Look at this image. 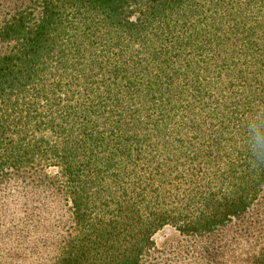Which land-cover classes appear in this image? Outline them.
<instances>
[{
	"label": "trees",
	"instance_id": "1",
	"mask_svg": "<svg viewBox=\"0 0 264 264\" xmlns=\"http://www.w3.org/2000/svg\"><path fill=\"white\" fill-rule=\"evenodd\" d=\"M249 122L264 149V0H0V177L56 166L70 201L45 264H143L166 226L243 220Z\"/></svg>",
	"mask_w": 264,
	"mask_h": 264
},
{
	"label": "rangeland",
	"instance_id": "2",
	"mask_svg": "<svg viewBox=\"0 0 264 264\" xmlns=\"http://www.w3.org/2000/svg\"><path fill=\"white\" fill-rule=\"evenodd\" d=\"M63 187L64 178L56 166L10 171L0 177V264H42L46 259L40 257L50 256L35 247H52L54 219H60L64 231L70 227V201ZM47 196L56 199L47 202L48 213H42L39 201ZM262 235L264 193L243 220L206 236L164 227L154 235L143 264H245L259 248Z\"/></svg>",
	"mask_w": 264,
	"mask_h": 264
},
{
	"label": "clouds",
	"instance_id": "3",
	"mask_svg": "<svg viewBox=\"0 0 264 264\" xmlns=\"http://www.w3.org/2000/svg\"><path fill=\"white\" fill-rule=\"evenodd\" d=\"M248 141L251 140V143L248 142L247 147L249 151L250 158L257 162V164H264V157L260 155L261 151H264L255 141V124L254 122H249L247 124ZM261 140H264V133L261 134Z\"/></svg>",
	"mask_w": 264,
	"mask_h": 264
}]
</instances>
